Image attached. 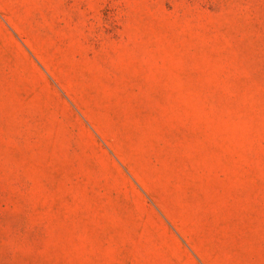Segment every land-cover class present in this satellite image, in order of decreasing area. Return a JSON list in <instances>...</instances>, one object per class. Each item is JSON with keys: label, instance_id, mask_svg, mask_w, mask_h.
Returning a JSON list of instances; mask_svg holds the SVG:
<instances>
[{"label": "rangeland", "instance_id": "1", "mask_svg": "<svg viewBox=\"0 0 264 264\" xmlns=\"http://www.w3.org/2000/svg\"><path fill=\"white\" fill-rule=\"evenodd\" d=\"M0 264H264V0H0Z\"/></svg>", "mask_w": 264, "mask_h": 264}]
</instances>
